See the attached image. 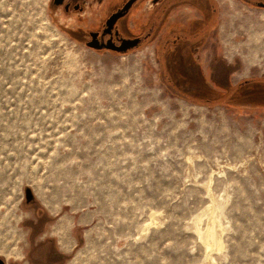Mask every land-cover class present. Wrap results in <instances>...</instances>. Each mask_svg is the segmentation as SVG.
<instances>
[{
	"label": "rangeland",
	"instance_id": "374dc122",
	"mask_svg": "<svg viewBox=\"0 0 264 264\" xmlns=\"http://www.w3.org/2000/svg\"><path fill=\"white\" fill-rule=\"evenodd\" d=\"M218 1L206 49L249 91L264 80V8ZM75 17L0 0V259L29 264L43 211L34 241L62 238L61 264H264V84L188 99L156 42L95 52L69 34Z\"/></svg>",
	"mask_w": 264,
	"mask_h": 264
},
{
	"label": "flooded vegetation",
	"instance_id": "af4514ba",
	"mask_svg": "<svg viewBox=\"0 0 264 264\" xmlns=\"http://www.w3.org/2000/svg\"><path fill=\"white\" fill-rule=\"evenodd\" d=\"M84 1L54 0L65 15L76 16L75 28L65 26L76 41L95 52L118 55L137 52L156 42L162 68H167L169 84L181 87L188 99L213 102L221 100L223 95L236 99L242 94L251 95L254 85L264 84V80H251L246 84L250 86L249 91L241 89V92L231 84L236 65L218 54L215 45L206 49L207 37L220 17L218 0H97L91 17L86 16ZM242 1L247 5L254 1L256 5L264 3V0ZM85 25H89L86 38L82 31ZM200 87L212 91L204 92L206 98H202ZM32 203L28 205L33 206ZM33 207L39 210L37 205ZM51 220H47L42 211L31 224L33 243L28 253L29 264H61L68 258L55 238L34 241L37 235H45V225ZM0 264L15 263L0 259Z\"/></svg>",
	"mask_w": 264,
	"mask_h": 264
},
{
	"label": "bare ground",
	"instance_id": "6f19581e",
	"mask_svg": "<svg viewBox=\"0 0 264 264\" xmlns=\"http://www.w3.org/2000/svg\"><path fill=\"white\" fill-rule=\"evenodd\" d=\"M62 238L59 240L60 241V248L64 251V252H66V253H68L69 252V247H67V245L64 243V241L62 240Z\"/></svg>",
	"mask_w": 264,
	"mask_h": 264
},
{
	"label": "water",
	"instance_id": "95a60500",
	"mask_svg": "<svg viewBox=\"0 0 264 264\" xmlns=\"http://www.w3.org/2000/svg\"><path fill=\"white\" fill-rule=\"evenodd\" d=\"M258 5H259V7L264 8V3H260V4H258Z\"/></svg>",
	"mask_w": 264,
	"mask_h": 264
}]
</instances>
